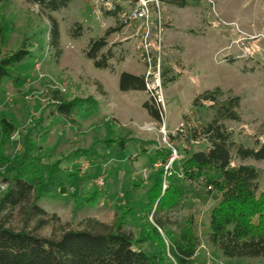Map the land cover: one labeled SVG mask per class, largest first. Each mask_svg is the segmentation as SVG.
Instances as JSON below:
<instances>
[{"label":"rangeland","instance_id":"obj_1","mask_svg":"<svg viewBox=\"0 0 264 264\" xmlns=\"http://www.w3.org/2000/svg\"><path fill=\"white\" fill-rule=\"evenodd\" d=\"M213 1L214 8L208 0H186L184 8L166 4V30L177 40L171 43L164 60L167 129L175 131L188 120L194 130H201L213 120L217 106L240 97L236 110L240 121L225 124L236 132L239 141L253 146L257 139L264 141V0ZM105 21L113 23L109 18ZM76 23L84 29L80 37L71 36ZM53 24L59 26L61 54L50 45ZM101 24L90 0H73L58 12H45L28 0L0 3V59L20 49L30 52L13 69L12 77L0 82V117L15 125L10 135L3 136L0 129V197L35 137L40 149L29 152L31 160L24 169L41 179L35 192L40 196V207L48 213L43 218L49 219L36 231L42 237L59 238L66 229H90V219L104 225L94 226L95 230L106 232L122 216L128 223L125 229L138 236L140 226L146 228L145 222H153L151 215L144 219L145 204L161 168L160 162L154 165L155 148H168L160 132L162 122L149 117L144 103L151 99L145 92L124 94L119 89L123 71L139 73L141 68L135 62L141 63L136 55L125 62L132 48L130 40L109 39L130 47L125 52L120 47L114 50L110 70L97 68L87 58L85 50L90 41L106 32ZM216 88L222 94L214 108H193L198 94ZM58 100L77 105L70 115L63 114L56 110ZM182 113L186 114L182 117ZM121 138L132 141L123 147L116 140ZM182 139L171 137L170 141L185 153L184 147L190 143ZM143 145L152 152L141 153ZM208 147L204 143L190 151ZM183 161L176 162L173 169V176L179 180ZM245 164L263 170L259 188L263 192L264 161L248 160ZM189 189L171 214L174 226L170 229L185 227L193 217L202 241L197 263L264 264V259L229 260L212 249L207 241L209 215L219 196L208 195L203 183ZM27 206L0 212V222L14 230H34L41 218L27 220ZM129 206L133 216L127 215ZM53 215L60 222L53 220ZM161 233L169 248L168 233Z\"/></svg>","mask_w":264,"mask_h":264},{"label":"trees","instance_id":"obj_2","mask_svg":"<svg viewBox=\"0 0 264 264\" xmlns=\"http://www.w3.org/2000/svg\"><path fill=\"white\" fill-rule=\"evenodd\" d=\"M7 1L0 0V3ZM72 1L28 0L45 12H58L67 8ZM168 2L180 8L186 6V0ZM118 29L111 28L103 37L92 39L88 44L85 54L88 59L94 61L97 68H113L111 61L115 57L114 50L120 43L110 45L108 40ZM83 32L84 29L79 23L71 28L72 37H80ZM50 45L57 53H62L59 50L60 30L57 24L51 27ZM29 55L28 50L20 49L0 59V82L12 77L13 69ZM120 90L144 92V77L123 72L120 77ZM221 94L220 88L204 91L195 97L193 108L200 110L206 105L214 108L219 103ZM58 102L56 110L67 115H70L73 107L77 105L76 102ZM239 106L240 97L231 98L215 108V117L203 129L194 130L189 127L193 134L190 138L203 136L207 139L209 147L207 150H194L186 154L181 166V180L176 176L167 177L164 167L156 172L155 182L147 193L148 202L145 204L144 216L147 220L151 215L153 222H145L146 228L141 224L138 236L135 232L125 229V225H128L125 216L117 219L113 227L106 232L95 230L94 226L104 225L90 219L87 221L93 224L90 229H66L59 238L38 235L36 231L46 226L49 219L43 218L47 217L48 213L40 207V196L35 192L41 179L34 178L32 172L24 169L31 160L30 151L40 149L34 137L32 147L24 152L18 163L17 174L0 197V212L7 208L15 210L28 205L26 219H41L34 230H28L26 227L14 230L0 222V264H169L170 261L174 264H199L196 256L202 241L193 217L188 218L185 227L175 228L174 231H171L170 227L174 226L171 214L178 210L181 199L188 195L191 185L201 183L204 184L208 195L219 196L218 203L209 215V246L229 260L264 259V191L259 192L263 170L245 164L248 160L264 161V141L257 139L253 146H247L238 140L234 130L227 128L225 122L240 121L236 111ZM144 108L151 118L160 122L159 111L152 101H146ZM14 126L11 120L0 117L3 136L10 135ZM34 129L37 131L36 127ZM116 140L123 147L132 141L125 138ZM155 149V164H164L171 155V149ZM148 151L152 152V149L143 145L141 153ZM235 161L240 163L235 164ZM28 174L33 178L30 179ZM61 191L66 192L65 189ZM129 209L127 215L133 216V208L129 206ZM52 219L60 222L56 215H53ZM163 231L170 237L169 248L162 237Z\"/></svg>","mask_w":264,"mask_h":264},{"label":"built area","instance_id":"obj_3","mask_svg":"<svg viewBox=\"0 0 264 264\" xmlns=\"http://www.w3.org/2000/svg\"><path fill=\"white\" fill-rule=\"evenodd\" d=\"M169 0H90L93 13L102 21L101 27L106 31L111 28H119L115 35L121 41L130 40L132 50L144 66L145 93L157 107L162 122L160 132L163 141L171 149L168 160L162 164L166 176H173L176 162L185 158L187 151L192 146L209 143L203 136L193 135L189 130L192 125L188 120L179 124L175 131H168L166 99L164 94V57H165V33H166V4ZM213 8L215 2L208 0ZM105 18L113 21L108 25ZM110 45L114 42H109ZM189 125V126H188ZM232 130V129H231ZM171 137H182L189 140V145L184 147L185 153L175 147ZM190 146V147H189ZM158 165L155 164V166ZM86 168V167H85ZM182 172V169H181ZM183 176V173L182 175ZM166 188V186H165Z\"/></svg>","mask_w":264,"mask_h":264},{"label":"crops","instance_id":"obj_4","mask_svg":"<svg viewBox=\"0 0 264 264\" xmlns=\"http://www.w3.org/2000/svg\"><path fill=\"white\" fill-rule=\"evenodd\" d=\"M91 7V6H90ZM111 20V19H110ZM112 21V20H111ZM113 24V23H112ZM112 24H110V25H112ZM112 37H115V33L113 34V35H111L110 36V38H112ZM109 38V39H110ZM109 42H110V40H108ZM126 41H128V40H126ZM175 41H177L176 40V38H174V37H172V34H171V32L169 31V30H166V33H165V59L164 60H166V52L168 51V48L169 47H171V43L172 42H175ZM122 42V41H121ZM124 42V41H123ZM110 44V43H109ZM130 46H132V45H130ZM118 47H120V48H122L123 50H124V52H125V50H127V48H130V47H127L126 46V44H124V45H118ZM117 48V47H116ZM115 48V49H116ZM134 52H133V50H132V48H131V51L128 53V54H126L125 55V62L127 61V60H129V59H132V60H134ZM137 59V58H136ZM124 62V63H125ZM135 62L141 67L140 68V72L139 73H136V72H134V71H132L131 69H129V70H125V71H123V72H126V73H129V74H133V75H136V76H143V74H144V66H143V64L142 63H139L138 61H136L135 60ZM122 72V73H123ZM121 73V74H122ZM121 74H120V77H121ZM119 89H120V80H119ZM105 91H106V89H105ZM121 91V90H120ZM107 92V91H106ZM122 92V91H121ZM124 94H130V93H132V92H123ZM133 93H143V92H133ZM186 113H182L181 115H182V117L185 115ZM149 115V114H148ZM150 117V116H149ZM153 119V118H152ZM208 231V230H207Z\"/></svg>","mask_w":264,"mask_h":264}]
</instances>
